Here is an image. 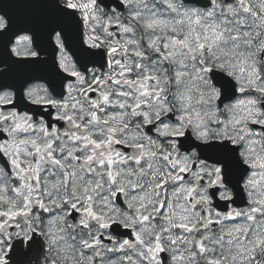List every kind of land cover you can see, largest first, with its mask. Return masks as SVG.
Returning a JSON list of instances; mask_svg holds the SVG:
<instances>
[{"label": "snow or ice", "instance_id": "snow-or-ice-1", "mask_svg": "<svg viewBox=\"0 0 264 264\" xmlns=\"http://www.w3.org/2000/svg\"><path fill=\"white\" fill-rule=\"evenodd\" d=\"M0 264H264V0H0Z\"/></svg>", "mask_w": 264, "mask_h": 264}]
</instances>
